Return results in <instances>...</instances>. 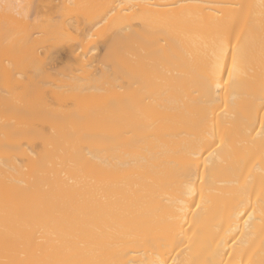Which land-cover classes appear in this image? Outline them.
<instances>
[{"label": "bare ground", "instance_id": "1", "mask_svg": "<svg viewBox=\"0 0 264 264\" xmlns=\"http://www.w3.org/2000/svg\"><path fill=\"white\" fill-rule=\"evenodd\" d=\"M0 264H264V0H0Z\"/></svg>", "mask_w": 264, "mask_h": 264}]
</instances>
